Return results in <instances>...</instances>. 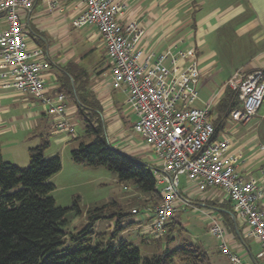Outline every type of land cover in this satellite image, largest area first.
<instances>
[{
	"label": "built area",
	"instance_id": "1",
	"mask_svg": "<svg viewBox=\"0 0 264 264\" xmlns=\"http://www.w3.org/2000/svg\"><path fill=\"white\" fill-rule=\"evenodd\" d=\"M39 1L54 9L55 0H0V17L6 23V28L0 31V88L41 99L55 129L73 137L74 130L65 117L64 95H45L41 74L49 63L42 59V50L29 48L21 27V13L31 11ZM80 4L84 10L72 21V26L97 29L109 63L111 87L124 88L126 105L135 116L132 130L158 162L154 177L160 199L152 210L144 208L153 215L149 234L155 240L164 236L176 211L179 177L183 176L200 192L216 189L222 193L231 204L234 219L259 245L256 258L264 260L263 188L257 181L240 178L237 165L241 154H229L230 138L215 135L213 108L217 98L202 108L194 106L200 80L194 52L146 55L138 49L143 36L138 24H120L123 7L118 0H80ZM224 89L233 91L238 101V108L229 113L228 119L248 124L264 101L262 69L235 72L221 86L220 96ZM137 212L133 209L130 213ZM196 212L208 218L207 230L217 241L220 255L231 264H241L228 247L224 223L202 209Z\"/></svg>",
	"mask_w": 264,
	"mask_h": 264
},
{
	"label": "crops",
	"instance_id": "2",
	"mask_svg": "<svg viewBox=\"0 0 264 264\" xmlns=\"http://www.w3.org/2000/svg\"><path fill=\"white\" fill-rule=\"evenodd\" d=\"M118 2L123 7L120 24L126 25L129 22H135L143 31L138 49L146 55L156 57L167 51L171 53L193 51L199 77L208 75L206 70L209 64L206 61L213 56V52L205 50L208 48L205 37L209 33H214L217 27L227 24L229 33L233 31L237 35L235 41L241 50L251 46L249 55L243 58L247 65L234 66L233 74L237 71L250 73L264 68V0H118ZM54 5V9L50 10L46 2L39 1L31 11L21 13L20 16L21 27L29 48L42 50V59L49 63V68L41 74L45 85V95L48 97H53L59 93L64 95L65 117L68 124L73 128L72 122H75L77 116L76 106L72 96L61 89V86L65 77L69 79L71 85L73 84L72 77L63 71L67 64H71L70 70L74 74H77L79 69L85 74L81 81L85 83L86 90L95 96L101 107L107 139L111 134H114L117 140L125 141L124 144L117 146L110 143L109 138L108 141L111 146L132 158L157 168L158 162L149 153L142 138L136 134L140 143L137 144L134 140L136 135L132 126L135 122V116L126 105L124 88L115 90L111 87L109 63L97 29L94 26H85V30V27L76 29L72 26V21L84 10L80 0H55ZM225 11H227L226 16L224 14L219 16L221 12ZM203 12L206 14L202 15ZM5 28L6 23L0 17V31ZM94 51L100 53L99 61L90 68H88L89 65L87 67L82 66L83 60ZM216 98L217 100L220 99L218 96ZM44 108L39 98L0 88V138L10 136L9 139L5 140L9 141L8 144L4 145L6 149L14 147L13 140L17 134L21 135L25 143L30 140H33V143H38L39 138L37 146L43 141H47V151L50 149L51 142L54 146H63L64 148L76 147L78 142L74 139H81V136L74 134L73 137H69L65 133L57 131L54 123L46 115ZM108 121L112 126H107ZM224 124V129L219 134H225L230 138L231 144L228 153L234 156L239 153L242 157L237 165L240 178L244 181H257L264 191V177H255L249 171L250 163L258 156L253 140L248 139L246 135H239L237 126L244 127L245 125L232 122L229 119ZM123 146H126V149H122ZM3 153V150H0L1 160ZM54 155L58 154H54L52 151L47 154L45 152L46 157ZM60 172L61 170L52 178L58 176ZM186 185V188L178 191V197L175 201L176 210L183 208L184 212L190 208L188 207L189 195L198 196L199 200L202 201L205 199L201 196L210 190L200 192L187 182ZM135 194L138 196L137 198L141 197L137 193ZM222 200H225L223 195L220 201L206 198V201L213 202L217 207L223 204ZM193 205L223 222L217 207L209 208L205 206V203H194ZM190 209L192 214L196 212L195 209L193 211ZM140 210L136 215L127 216L121 220L119 226H126L120 234L125 233L127 236L133 237L138 244L142 245V248L152 246L153 249H156L155 239L149 234L148 229L153 215L145 212L143 208ZM128 213L122 211V214ZM199 216L205 222L207 229L208 218L201 213ZM175 217L173 221L176 224L174 227L176 231L174 230L171 235L172 240L168 242L169 248L177 247L183 240L189 241L206 253L210 264L205 246L196 239L188 236L187 239H180L178 242L180 231L186 233L187 230L177 222V217ZM230 219L232 232L226 227L230 251L239 258L241 264H264V260L256 258L260 250L259 245L247 235L244 227L236 219L233 221L232 216ZM103 220H108L106 224L108 229L112 227L113 222L117 221L116 218L110 219L109 216ZM99 222L100 220L95 224V227L98 226ZM167 231L168 229L165 228V232ZM166 244L167 242L160 241L157 245L158 251L160 252ZM154 251L156 252V250ZM212 255L224 260L223 263L214 262V264H231L226 257L220 255L216 247H214Z\"/></svg>",
	"mask_w": 264,
	"mask_h": 264
},
{
	"label": "trees",
	"instance_id": "3",
	"mask_svg": "<svg viewBox=\"0 0 264 264\" xmlns=\"http://www.w3.org/2000/svg\"><path fill=\"white\" fill-rule=\"evenodd\" d=\"M70 68L71 64H67L63 71L72 77L73 84L65 77L61 89L72 96L83 125L81 139H74L78 143L70 151L72 162L84 168L103 167L114 173L122 188L130 187L144 197L140 201L141 208L152 210L160 199L155 169L111 146L106 137L101 107L81 81L85 74L79 69L74 74ZM262 72L264 74V68ZM236 108V94L224 89L213 108L215 135L223 131L229 113ZM84 138L90 141L84 142ZM47 149V141L30 148L26 168L0 159V264H208L206 253L189 241L183 240L177 247L169 248L168 242L176 231L173 219L166 226L168 231L164 236L154 241L156 249L160 241L167 244L160 252L143 256L139 248L115 234L125 229L126 225L119 226L121 220L133 215L122 214L120 206L115 203L88 209L86 225L78 232L68 233L66 210L57 207L51 196L55 186L50 179L61 170V160L58 155L46 157ZM73 207L77 214H81L77 202ZM108 207L120 211L107 213ZM216 209L232 232L230 216L235 215L230 202ZM106 216L117 219L110 235L94 229L95 224Z\"/></svg>",
	"mask_w": 264,
	"mask_h": 264
},
{
	"label": "rangeland",
	"instance_id": "4",
	"mask_svg": "<svg viewBox=\"0 0 264 264\" xmlns=\"http://www.w3.org/2000/svg\"><path fill=\"white\" fill-rule=\"evenodd\" d=\"M204 12L202 15L206 14ZM223 14L226 16L227 11L221 12L219 16ZM227 28V24H224L221 27H217L214 33H209L205 37V40L207 41L206 46H208L205 50H211L213 52V56L206 61V63L209 64L206 70L208 75L201 76L199 80L198 101L194 105L197 108H202L209 100L220 96V88L228 80V77H230L235 71L234 66L247 65L245 59L243 58L249 55L251 46L247 45L248 48L241 50V47L235 41L237 35L234 34L233 31L229 33ZM85 29L86 27L84 30ZM99 58L100 53L98 51H94L83 60L82 66L87 67L89 65L88 68H90L92 65L96 64L97 61H99ZM74 121V123L72 122L74 134L80 137L83 134L82 122L79 120L78 116H76ZM109 123L110 122L108 121L107 126H112ZM237 129L239 130V135H246L248 139L251 138L257 148L256 155L258 158L252 160L250 163L251 165L249 166V171L255 177H264V101L256 115L251 118L248 124L244 127L238 125ZM9 138L10 136L0 138V150H3L4 152L2 160L19 168H26L29 160L28 149L36 147L39 143V138L37 141L38 143H33V140L25 143L23 142L21 135L17 134V136H15V140H13L14 147L6 149L4 145L8 144L9 141L5 140ZM109 138L110 143L117 146L125 143V141L123 142L121 139L117 140L114 134H111L108 139ZM83 140L84 142L90 141L88 138H84ZM134 140L137 144L140 143V139L137 135L134 136ZM71 148L73 147L64 148L63 146H54L51 142L50 149L46 151V154L51 151L54 154H58L61 160L60 174L50 180V182L55 186L51 196L57 207L66 210V221L68 223L66 230L68 233L78 232L86 225V212L90 208L100 207L108 203H115L120 206L123 212L126 213L131 212L133 209H136L138 211L137 213L141 211L140 201H142L144 197H139L135 201V197H138L135 192L130 189V187L127 188L126 191H123L122 186L117 182L116 175L107 171L103 167L84 168L75 165L70 156ZM260 148L262 150H260ZM122 149H126V146H123ZM146 162H148V159H146ZM186 187L185 178L180 176L178 191H182ZM201 197H204L205 200L201 201L198 196L193 194L189 195L188 207L191 209L187 208L188 210L185 212L183 211V208L176 210L175 214L177 222H179L187 230L186 233L185 231H180V238L178 237V242H180V239H187L188 236L192 239H196L200 242V244L205 246V250H207L209 255L210 264H214V262L223 263L224 260L222 258L212 255L214 247L217 249V241L208 233L205 222L201 219L199 213L195 212L198 207L193 205L194 203H205V206L209 208L217 207V205L213 202L206 201V198L209 197V199H216V201H220L222 199V193L219 190L214 189L207 191L206 194ZM224 201L225 200H222L221 202L225 203ZM75 202H77L81 214L76 213L73 207ZM189 209L192 211L195 209V213L192 214ZM107 211V213H112L120 210L115 207H108ZM175 214L172 219H174ZM107 222L108 220H100L98 226L94 228L95 232H105L108 235L112 234L115 222H113L110 229L106 227ZM115 234H118V236L124 238L125 240L128 239V242L139 248L143 256H148L152 252H155L154 250H156V252L159 250L153 249L152 246L142 248V245L135 241L136 239L131 236H127L125 233L120 234V232H116Z\"/></svg>",
	"mask_w": 264,
	"mask_h": 264
},
{
	"label": "water",
	"instance_id": "5",
	"mask_svg": "<svg viewBox=\"0 0 264 264\" xmlns=\"http://www.w3.org/2000/svg\"><path fill=\"white\" fill-rule=\"evenodd\" d=\"M232 220L234 221V217H232Z\"/></svg>",
	"mask_w": 264,
	"mask_h": 264
}]
</instances>
